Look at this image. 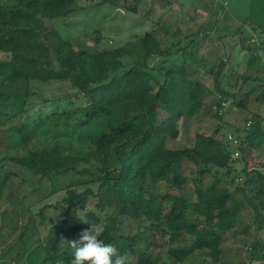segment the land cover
<instances>
[{
  "label": "trees",
  "instance_id": "16d2710c",
  "mask_svg": "<svg viewBox=\"0 0 264 264\" xmlns=\"http://www.w3.org/2000/svg\"><path fill=\"white\" fill-rule=\"evenodd\" d=\"M12 1H0V134L9 139L0 150V175L10 162L28 177L13 176L23 182L32 176L40 183L47 180L51 192L27 208L28 223L14 244L0 248V264H70L71 250L59 248L60 239H78L89 223L105 225L100 239L127 253L128 264H149L151 255L141 244L165 240L171 243L167 254L173 264H183L196 253L221 262L227 233L242 226L244 235H250L247 215L256 232L264 230V174L250 169L246 156L249 146L255 149L264 142L261 121L254 131H233V139L221 141L199 131L193 148L166 145L179 135L181 121L199 119L212 92L194 78L195 62L213 81L218 135L224 105L247 110L256 92L247 86H263L256 100L264 104L259 77L264 65H255L261 56L248 62L257 76L237 75L233 91L229 60L221 58L214 65L197 55L199 33L184 46L189 36L180 38L178 26L163 45L154 31H147L118 47L89 52L76 49L52 24L86 11L77 0ZM141 2L98 0L96 6L137 13ZM160 4L165 9L171 1ZM168 25L165 21L157 28L168 32ZM253 29L264 34V28ZM103 32L91 33L95 44H102ZM237 32L242 38V29ZM253 46L264 56V47ZM56 84L73 92L47 96ZM75 141L89 152L76 153ZM186 162L195 167L194 201L174 193L189 180L183 173ZM72 178L80 180L70 183ZM162 182L169 191L158 193ZM38 189L32 182L31 190ZM60 192V200L47 203ZM257 239L258 244H249L243 264H264V239Z\"/></svg>",
  "mask_w": 264,
  "mask_h": 264
},
{
  "label": "rangeland",
  "instance_id": "374dc122",
  "mask_svg": "<svg viewBox=\"0 0 264 264\" xmlns=\"http://www.w3.org/2000/svg\"><path fill=\"white\" fill-rule=\"evenodd\" d=\"M0 1L5 4H13L12 0ZM77 1L80 6L86 7V11L75 14L66 20L58 19L52 22L64 38L71 40L76 49L94 52L103 47H118L131 39L133 35H143L147 31H154L156 38L163 45L167 43L178 26L181 31L180 38L189 36L187 40H184V46L189 45L192 35L199 33L196 45L198 56L208 58L214 65L221 58L229 60V84L233 91L237 75L244 74L250 79H254L257 76L255 70L248 68V62L250 59L252 61L253 56H261V62L257 61L255 64L257 68L264 65V56L259 52H254L252 49L253 45L264 47V34H258L257 36L252 34L253 27L264 28V0H170L171 4L165 9L161 8L160 0H142L137 5V13H132L122 8L98 7L96 6L98 0ZM220 17H226L230 22L228 20L227 23L226 20H223L225 23L224 27H219L214 23V20H219ZM165 21L169 24L167 27L168 32H162L157 28L158 24ZM99 29L104 31V40L101 45L95 44L90 37L93 31ZM238 29H242V38L237 35ZM222 33L225 35L224 38L220 37ZM248 46L250 50L246 51ZM191 64L192 62H190ZM192 69L195 72L194 78H198L205 83L212 92L207 96L204 110L199 117L200 120L181 121L178 125L179 135L175 140L169 139L167 141L166 145L168 148H193L196 142V134L199 131L207 136H216L221 141L229 140L230 137L233 139L234 132L231 129L232 127L236 128L238 126L247 131H254L256 123L264 121V104L256 100V96L260 94L263 86L260 84L247 86L248 90L256 87L255 94L249 99L247 112H242L243 110L238 109L231 103L226 104L224 119L226 122L229 121V128L223 126L220 128L219 134H215L219 127V121L215 118V105L218 97L212 89L213 81L209 75L204 73L203 66L198 61L193 64ZM259 77L264 81L263 73ZM240 83L242 81L239 82V86ZM72 92L73 90L69 86L56 84L48 89L47 96L64 97ZM243 98L241 96L239 99ZM259 130L261 131V128ZM8 140L5 133L0 134V150H5L9 143ZM263 145H261L263 148L260 153L264 152ZM73 146L76 153L86 155L89 152L77 141H75ZM253 157L252 154V169L262 171L261 173L264 174V167L259 162L253 161ZM237 168L241 169L240 166H237ZM194 170L195 167L192 163H185L183 173L189 180L182 190L174 192L176 195L192 201L196 199L193 188ZM15 174L28 177L27 171L24 169L10 162H5L4 169L0 175V189H2L0 194V248L6 244H14L28 223L27 208L41 201L51 192L50 183L47 180L40 183L37 177L32 176L28 181L23 182L20 177L13 176ZM79 180L72 178L69 182L75 183ZM32 182L39 184L38 191L31 190ZM168 187L167 183L162 182L156 192H168ZM63 196L64 192H60L48 199L47 203L54 205ZM229 207L232 208L233 205L230 203ZM243 214L247 215L249 213L244 210ZM249 216L245 217L247 220L245 225L249 226L250 224V235L248 237L244 235V227L242 226L235 231L227 233L222 244L225 254L221 262H214L204 253H196L183 264L245 263L248 257L249 244L251 242L257 243V237L264 239V230L256 232V225H254L253 220ZM146 224L148 225V223L143 225ZM123 228L125 229V226ZM170 246L171 243L168 240H165L162 244H141V247L151 255L152 259L149 264H173V260L167 254Z\"/></svg>",
  "mask_w": 264,
  "mask_h": 264
},
{
  "label": "clouds",
  "instance_id": "9594fccd",
  "mask_svg": "<svg viewBox=\"0 0 264 264\" xmlns=\"http://www.w3.org/2000/svg\"><path fill=\"white\" fill-rule=\"evenodd\" d=\"M104 232L105 225L102 222L89 223V227L79 234L78 239L61 237L59 248L67 247L71 250L73 259L70 264H128L127 253L121 254L115 245L100 239Z\"/></svg>",
  "mask_w": 264,
  "mask_h": 264
},
{
  "label": "crops",
  "instance_id": "0c3cea01",
  "mask_svg": "<svg viewBox=\"0 0 264 264\" xmlns=\"http://www.w3.org/2000/svg\"><path fill=\"white\" fill-rule=\"evenodd\" d=\"M223 20H226L227 21V23H228V20L229 19H227L226 17H224V18H222V17H220L219 18V20L218 19H216V20H214V23H216L217 24V26H222V27H224L223 25L225 24L224 22H223ZM232 21V20H231ZM229 22H230V20H229ZM252 34H254V36H257L259 33L258 32H255L254 31V29L252 28ZM223 34V33H222ZM221 34V35H222ZM220 35V36H221ZM250 101V100H249ZM249 105V104H248ZM226 110V108L224 109V111ZM242 112H247V110H243ZM224 113V112H223ZM200 119H198V120H195V121H199ZM223 126L224 127H228L229 128V121H225V119H224V114H223ZM258 122H260V121H258ZM262 123H261V126H260V128H261V131L263 132V134H264V121H261ZM232 129V131H236V130H241V131H243V130H246V129H244V128H240V127H236V128H231ZM263 145V144H262ZM264 146V145H263ZM262 148L263 147H261L260 146V148H255V149H252V146H249V148H248V150H247V159H248V162L250 163V165H249V168L250 169H252V154H253V161H257V162H259L260 163V165L262 166V167H264V152L263 153H260L261 151L260 150H262ZM262 172V171H261Z\"/></svg>",
  "mask_w": 264,
  "mask_h": 264
},
{
  "label": "built area",
  "instance_id": "2783aa9c",
  "mask_svg": "<svg viewBox=\"0 0 264 264\" xmlns=\"http://www.w3.org/2000/svg\"><path fill=\"white\" fill-rule=\"evenodd\" d=\"M226 105H224V107H225ZM230 139H232L231 137H230Z\"/></svg>",
  "mask_w": 264,
  "mask_h": 264
}]
</instances>
